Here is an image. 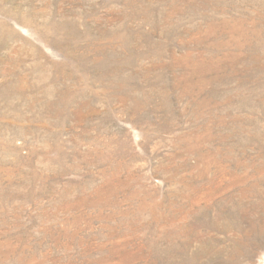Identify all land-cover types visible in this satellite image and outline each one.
I'll use <instances>...</instances> for the list:
<instances>
[{
  "label": "rangeland",
  "instance_id": "rangeland-1",
  "mask_svg": "<svg viewBox=\"0 0 264 264\" xmlns=\"http://www.w3.org/2000/svg\"><path fill=\"white\" fill-rule=\"evenodd\" d=\"M263 217L264 0H0V264H262Z\"/></svg>",
  "mask_w": 264,
  "mask_h": 264
},
{
  "label": "bare ground",
  "instance_id": "bare-ground-1",
  "mask_svg": "<svg viewBox=\"0 0 264 264\" xmlns=\"http://www.w3.org/2000/svg\"><path fill=\"white\" fill-rule=\"evenodd\" d=\"M263 216V215H262ZM231 217V216H230ZM231 219H232V217H231ZM258 219V218H257ZM241 220L242 219H240V218H237L233 223H232V226H234L235 228H241V224H243V223H241ZM229 221V220H228ZM260 223L257 225L256 223H253L252 224V229H256V234H260V239L262 240V243H259L258 242V240H256V242L258 243V244H261V246H263L264 245V217H263V219L261 218V219H259L258 220ZM229 223V222H228ZM243 226V225H242ZM251 227H250V229H251ZM234 229V228H233ZM261 263L262 264H264V253H263V256H262V258H261Z\"/></svg>",
  "mask_w": 264,
  "mask_h": 264
}]
</instances>
